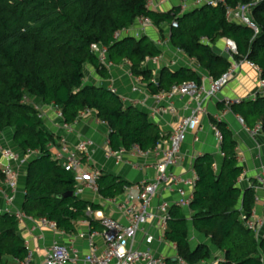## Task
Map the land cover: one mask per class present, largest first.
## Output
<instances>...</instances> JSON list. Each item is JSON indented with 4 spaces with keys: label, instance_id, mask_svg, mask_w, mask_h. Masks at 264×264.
<instances>
[{
    "label": "trees",
    "instance_id": "1",
    "mask_svg": "<svg viewBox=\"0 0 264 264\" xmlns=\"http://www.w3.org/2000/svg\"><path fill=\"white\" fill-rule=\"evenodd\" d=\"M217 7L202 6L181 15L180 8L159 14L147 8L148 0H0V134L13 130V144L23 152H38L28 166L22 204L24 213L34 219H46L67 234L77 231L75 222L85 219L88 209L101 207L78 198L64 197L75 192V175L53 160L50 133L33 104L54 106L62 111L66 123H74L85 110H92L109 128V147L113 151L154 150L165 137L149 116L102 86L85 84V67L92 66L102 79L109 71L92 53L94 44L109 50L111 62L127 61L131 72L149 83L152 94L168 92L172 86L198 81L199 75L188 69L164 68L157 82L151 71L142 69L147 59L159 57L162 49L147 37L114 35L135 26L138 19L149 18L162 26L179 23L170 42L183 51L213 79H220L231 67L227 57L214 48L222 40L238 47L236 61L247 60L261 70L264 81V0H223ZM254 4L253 20L259 33L230 22L227 7ZM207 39L209 44H203ZM33 101V104L30 102ZM223 109V106H220ZM232 112L248 127L261 125L264 137V96L234 105ZM221 132L222 165L214 169L216 159L198 157L194 168L199 181L189 207L173 206L165 234L166 242L176 245L177 256L166 264H264V234L246 226L255 207V188L238 186L244 167L237 156V142L223 122H213ZM257 186V182L253 181ZM99 196L115 199L132 185L121 177L103 172L98 180ZM194 231L209 243L191 245L190 223ZM95 226V225H94ZM29 249L20 235L14 215L0 217V264L26 259ZM222 256L219 259L216 254Z\"/></svg>",
    "mask_w": 264,
    "mask_h": 264
},
{
    "label": "built area",
    "instance_id": "2",
    "mask_svg": "<svg viewBox=\"0 0 264 264\" xmlns=\"http://www.w3.org/2000/svg\"><path fill=\"white\" fill-rule=\"evenodd\" d=\"M180 3L181 15L191 11L192 7L187 3V0H180ZM220 4L225 5L223 0H196L193 4V9L202 6L217 7ZM253 6L254 4L227 7L226 16L230 22L247 26L257 35L259 28L253 20ZM147 8L150 11L154 9V0H148ZM135 26L145 29L152 26V21L147 17H142L138 19ZM171 28H179L177 20L172 22ZM131 30L133 28L116 33L114 35L115 40L119 41L123 37H130ZM202 43L209 44V41L202 39ZM91 51L104 67L108 70L113 69L114 64L110 60L107 47L101 44H94L91 47ZM223 53L228 57L231 67L220 79L215 80L206 75L199 76V82L190 81L177 84L172 86L168 92H162L156 96L155 107L150 108L149 111V115L155 119L164 114H176L175 101L178 99H186L188 103L190 115L180 117L175 130L168 139L149 152H142L138 147H134L131 151L124 149L113 151L110 149L108 152V157L118 160L131 152H134L135 156L141 159H153L154 162L149 164V167L155 171V178L151 181L143 182L137 187L135 194L129 188L125 191V198L106 199L115 207L116 211L120 214V218L104 217L100 212L88 209L87 216L95 221L97 220L100 223L102 231L101 233L94 232L89 236V254L83 259H80L76 250H72L64 244L55 243L48 247L44 264H79L80 261H83V264H166L169 257L156 254L150 247L156 242L162 243L166 241L165 234L170 220V209L173 206L189 209L194 200V191L199 181V176L194 166L187 175H177L174 173V169L179 167L183 161L182 148L188 136L199 130L203 117L207 115V104L218 98L219 94L244 66L255 70L260 77V91L253 98L255 99L257 95L264 96V81L261 79V70L254 63L247 60H235V57L238 55L236 43L232 40H225ZM148 61L157 66L159 58H151ZM110 90L118 95L117 89L112 88ZM133 91H137V89L133 88ZM118 96L124 103V97ZM127 100L130 104L135 103L130 99ZM243 101L245 100L223 99L221 102L223 109L214 118V122H223V119L232 112V107L241 104ZM52 107L56 112L55 127L62 133L59 138H56V144L50 145L53 160L61 165L65 171L75 175L76 185L74 194L76 196L82 195L86 189L99 195L98 180L102 172L99 169L91 170L86 168L92 162L96 149L95 143L84 139L76 144H71L68 140V135L74 133L75 128L82 120L91 118L93 115H97V113L87 109L80 114L74 123L69 124L64 121L62 111L54 106ZM37 110L39 111L38 108ZM40 118L44 120L42 113H40ZM237 119L243 130L252 138L258 137L261 134L262 128L260 124L250 128L243 118L238 116ZM96 121L97 124L107 126L97 116ZM211 128L218 144L221 146L223 139L221 132L214 124L211 125ZM196 141L198 140L196 139ZM37 155L38 152H23L20 149H12L2 137L0 138V199L3 201V205L0 206V217L4 214H11L19 222L31 220L24 213L22 205L19 209L16 204L20 197L22 200L21 204H23L27 194L25 188L22 189L20 187V170L35 159ZM214 169L217 170L218 167L214 165ZM255 180L258 183L256 189L261 190L264 194V172L258 173ZM164 193L176 194L178 199L172 204L170 201L161 199ZM156 199H161V202L155 206ZM255 202H261L260 196L256 195ZM262 206L261 215L253 212L251 218H244L246 226L257 233H260L264 227V201ZM39 222L43 226L57 229L55 223L49 222L46 219H40ZM149 229H152L154 233H150ZM140 235L143 237L141 244L147 245V248L140 247V243L138 242ZM81 237L84 238L85 235L82 234ZM97 237L103 240L104 249L102 252H97L94 246ZM28 244L26 242L27 247ZM16 263L36 264L34 263L33 252L29 250L26 259L16 261ZM179 263L184 264V261L179 260Z\"/></svg>",
    "mask_w": 264,
    "mask_h": 264
},
{
    "label": "crops",
    "instance_id": "3",
    "mask_svg": "<svg viewBox=\"0 0 264 264\" xmlns=\"http://www.w3.org/2000/svg\"><path fill=\"white\" fill-rule=\"evenodd\" d=\"M195 1L196 0H187V3L190 5V7H192L191 10H193V4ZM180 5V0H154V9L152 11L155 13L164 14L175 8H179ZM132 28L133 30H131L132 32L130 37H135L137 33L139 34L142 32L143 36L139 34L137 35V38H135L141 39L143 37H147L150 41L156 43L162 49V54L158 57L159 63L157 66L153 65L151 61L147 62L149 59H147L142 66L143 70L151 71L153 77L152 82L158 81L161 71L164 68L170 69L172 71L188 69L194 71L199 76H210L206 71L203 70L196 60L188 57L183 51L174 49L171 46L170 36L173 30L171 28V24L163 25L162 31L156 28L153 23L151 27L145 29L137 26ZM224 42L225 40L220 41L214 48L216 49L217 53L220 54V56L227 57L223 53ZM113 64V69L108 70L110 74V79L108 80L100 78L95 69L92 66L87 65L85 67V84L96 86L99 85L106 87L109 90L112 88L117 89L118 95L124 97V104L127 107L134 106L135 108L145 112L149 116L150 121L157 124L163 135L168 139L175 130L180 117L190 115L187 100L178 99L175 101V107L177 108L176 114H164L160 115L156 119L152 118L149 115V111L150 108L155 107V100L158 94H152L148 87L149 83L144 82L141 77H136L132 74L129 62L122 61L120 64ZM253 74L258 76V82L254 81V79L251 82L249 77L246 79L247 75L251 77ZM249 82H251V84H249ZM259 82L260 77L258 73L250 67L244 66L235 76V78L229 83V85L225 87L224 90L219 94L218 98L216 100L210 101L207 104V115L203 117L199 130L195 133H191L183 145V161L179 167L174 169L175 174L187 175L194 166L196 159L206 154H210L215 157V165L218 167L217 170L220 169L223 161V155L211 125L214 122V118L222 111V108H220V106H223L221 102L226 98L243 99L247 101L249 98L259 93ZM133 88H136L137 91H133ZM127 99H130L135 103L130 104ZM40 111L43 112V121L45 126H47V128L50 130V133H52L56 138H59L62 133H60L61 131H58V129L55 127V109L52 106H45L41 104ZM96 116L97 115H93L91 118L82 120L75 128L74 133L68 135V140L71 144H76L80 140L84 139L93 141L96 145V149L93 154L91 164L87 165L86 168L91 170L99 169L102 173L106 172L123 178L132 185L130 191L132 193L134 192L135 194L137 187H139L143 182L151 181L155 178V171L149 167V164L153 163L154 161L151 158H138L135 156L134 152H131L119 160L108 157L107 154L110 151L108 141L109 128L107 126L97 124ZM237 117V115L231 112L226 118L223 119V123H225L232 132L233 137L238 144L236 150L237 156L240 164L244 167V174L240 177L238 186L242 190H246L250 187L255 188L256 195L260 196L261 202H255L253 212L261 215L264 194L261 190L256 189L257 186L253 184V181H256L255 177L258 175V173L264 172V137L259 135L258 137L252 138L243 130ZM196 139L198 141H196ZM16 148L19 149L18 147ZM28 166L29 163L20 170V187L22 189L25 188ZM125 194L126 193H124L122 196H119V198H125ZM78 198L100 206L101 209L95 212H100L104 217H112L115 219L120 218V214L116 211L115 207L108 202V200L94 194L89 189H86V191H84V193ZM161 199L170 201L173 204V202L178 199V196L173 193H164ZM161 199H156L154 205L156 206L158 203H160ZM21 203L22 200L20 197L16 204L19 209L21 208ZM2 205L3 201L0 199V206ZM184 211L187 217L190 219L192 214L190 210L184 209ZM30 218L31 220L19 222V229L20 235L26 242L29 243L28 249L33 252L34 263L36 264H44L48 247L55 243L64 244L70 247L72 250H76L80 256V259H83L89 254V236L94 232L101 233L102 231L100 223L88 216L85 219L75 222L77 231L72 234H67L49 226H43L39 222L40 219H34L32 217ZM189 224L190 233L193 236H197L200 239L205 240L199 243H209L203 236H200L194 231L191 226V222ZM262 230L264 234V227ZM149 231L150 233H154L152 229H149ZM82 234L85 235L84 238L81 237ZM142 241L143 237L140 235L138 239L140 247L147 248V245L143 243L141 244ZM94 246L96 247L97 252H102L104 249L103 240L100 237H97L95 239ZM150 248H152L158 255L167 256L169 258H175L177 256L175 245L166 241L162 243L156 242ZM216 256H218L219 259L222 258L220 253L216 254ZM13 263L17 264L16 261H13ZM79 264H83V261H80Z\"/></svg>",
    "mask_w": 264,
    "mask_h": 264
},
{
    "label": "rangeland",
    "instance_id": "4",
    "mask_svg": "<svg viewBox=\"0 0 264 264\" xmlns=\"http://www.w3.org/2000/svg\"><path fill=\"white\" fill-rule=\"evenodd\" d=\"M136 27V26H135ZM134 27V28H135ZM138 27V26H137ZM144 29V28H143ZM144 31V30H143ZM141 36H143V33L142 32H140L139 33ZM138 33H137V35H139ZM137 35H135V37L137 38ZM247 77H249V80L251 79V82H252V80L254 79V81H256V82H258V76H256V74H253V75H251V77L250 76H246V79H247ZM248 80V81H249ZM251 82H249V84H251ZM92 84V83H91ZM99 86V85H98ZM257 86H258V84H257ZM256 86V87H257ZM104 88H106V87H104ZM258 88V87H257ZM254 98L253 97H251V98H249L248 100H253ZM32 104H33V101H30ZM35 107H36V109L38 108L39 109V111H40V104L38 105V103H36V104H33ZM40 113H42L43 114V112L42 111H40ZM45 124V123H44ZM46 129L50 132V130L47 128V126H46ZM13 134H14V132H13V130H10V129H8V130H6L4 133H2L0 136L6 141V144H8V146H10L12 149H17L16 148V146L13 144ZM190 218H191V216H190ZM191 234V233H190ZM190 238H191V243H192V245L194 246V245H197L199 242H202V241H205V240H203V239H200L199 237H197V236H193L192 234L190 235Z\"/></svg>",
    "mask_w": 264,
    "mask_h": 264
},
{
    "label": "water",
    "instance_id": "5",
    "mask_svg": "<svg viewBox=\"0 0 264 264\" xmlns=\"http://www.w3.org/2000/svg\"><path fill=\"white\" fill-rule=\"evenodd\" d=\"M72 196H74V192H70V193L64 195V197H72Z\"/></svg>",
    "mask_w": 264,
    "mask_h": 264
}]
</instances>
